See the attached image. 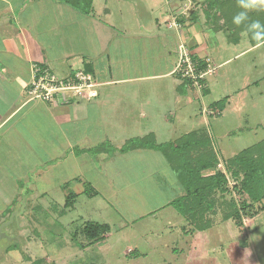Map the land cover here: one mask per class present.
Here are the masks:
<instances>
[{"label": "rangeland", "instance_id": "1", "mask_svg": "<svg viewBox=\"0 0 264 264\" xmlns=\"http://www.w3.org/2000/svg\"><path fill=\"white\" fill-rule=\"evenodd\" d=\"M201 1L93 0V16L101 19L98 23L103 28V33L95 31V45L102 48L97 62L100 68L106 66L100 77L106 75L112 82L98 83L95 98L73 99L79 105L77 119L65 111V120L71 123L57 126L49 113L40 111L28 121L35 126L22 127L26 143L21 151L0 154V173L11 182L19 180L21 189L14 204H7L13 192L11 185L3 187L6 184L0 178V212L11 207L10 215L19 213L11 220L7 215L0 217V226L7 222L6 236L0 238V264H30L40 258L53 264H264V210L244 218L242 237L233 221L223 220L222 207L217 205L209 213L211 226L200 232L166 205L182 191L161 152L137 149L108 158L103 153H80L81 148L102 141L120 147L127 139L150 132L157 143L198 132L211 139L223 161L264 138V76L257 78L264 74V46L262 56L259 52L240 56L248 46L246 33L241 32L239 43L232 44L229 30L215 31L213 20L206 19ZM58 7L60 11L54 12ZM86 16L52 0H0V47L8 42L20 53L30 47L36 61L41 50L52 69L47 67L64 77L66 71L85 65L81 53L67 59L56 56L62 50L79 52L90 47L91 33L85 29L91 21ZM181 27L189 47L190 38L207 41L205 53L216 67L206 75L201 89L188 86L179 99L175 87L183 79L177 74L118 80L173 68ZM6 54L0 52V68ZM225 58L231 59L220 64ZM17 61L18 72L24 71L27 64ZM36 61L30 67L29 83ZM25 96L29 98L27 91ZM223 98L221 113L211 110L209 106ZM27 102L53 106L37 99ZM19 130L11 134L16 136ZM36 170L39 176L33 174ZM83 182L97 193H84ZM26 187L33 191L24 192ZM70 192L76 197L64 213ZM85 221L107 224L109 231L102 240L81 247L86 243L80 234ZM234 244L247 250L246 256L240 254L242 259Z\"/></svg>", "mask_w": 264, "mask_h": 264}, {"label": "trees", "instance_id": "2", "mask_svg": "<svg viewBox=\"0 0 264 264\" xmlns=\"http://www.w3.org/2000/svg\"><path fill=\"white\" fill-rule=\"evenodd\" d=\"M52 1L65 3L83 14L92 13L93 0ZM199 6L206 19L213 20L214 26L216 25L215 31L222 27L224 30H229L231 43H238L240 33L245 32L250 43L257 44L244 26L236 27L232 24L233 15L240 11L237 0H202ZM249 15L252 19H259L264 23V10L252 11ZM188 16V18L191 17V15ZM36 65L47 67L38 62ZM77 70L93 75L88 65ZM74 71H71L69 75H73ZM190 84L189 80L183 79L176 89L182 93L188 86L190 87ZM225 102L226 99L223 98L213 102L209 107L211 110H217L219 114L224 109ZM137 149L156 150L162 153L182 191L166 205L174 207L197 231H204L211 226L209 213L219 205L222 207L223 220L233 221L240 231L239 236L243 237L245 236L244 218L255 217L264 210V138L223 161L218 158L217 151L212 148L211 139L198 132H191L164 143H157L154 134L150 132L142 137L127 139L120 147L114 146L109 141H102L92 147L81 148L80 153H103L108 158L116 153L122 154ZM230 181H233L232 185L229 184ZM83 188L87 195L97 193L89 182H83ZM227 196H229L228 199ZM75 197L76 194L72 192L66 195L64 213L66 209L72 207ZM108 231L107 224L85 221L80 234L86 243L79 245L84 247L94 244L102 240ZM76 234L77 232L72 236L73 239ZM234 249L238 251V258L242 259L241 253L246 256L247 250L245 252L240 245L234 244ZM30 264L53 263H47L40 258L33 260Z\"/></svg>", "mask_w": 264, "mask_h": 264}, {"label": "crops", "instance_id": "3", "mask_svg": "<svg viewBox=\"0 0 264 264\" xmlns=\"http://www.w3.org/2000/svg\"><path fill=\"white\" fill-rule=\"evenodd\" d=\"M52 11H54V10H52ZM59 11H60V8L58 7L57 10L54 12L57 13ZM62 13H63V11H62ZM90 16H92L93 18H91ZM86 17L89 18L87 20L91 21L90 22L91 25L87 24V27L85 29V31H89L91 33V36H90L91 42L89 41L91 43L90 47L88 45V41L86 40V38L84 36L85 40L87 41V43L86 42L85 43H86V45H88V46H86V49L84 51L80 50L79 52H75L72 50H70V51L62 50V51L58 52L56 58H66L67 59V58L71 57L72 55H80L79 53H81L82 57L80 58V60H82L85 65L89 66L93 76H94V74L97 75L96 76L97 81L96 80L95 81L99 84L102 83V84L106 85L108 83H111L112 81L110 78H107L106 75L104 78L100 77V75H104L103 71L105 70L106 66L104 63L103 64L105 66L104 69L99 67L97 60L99 59V57L102 53L101 52L102 48L100 46L97 47V45H95V41H96L95 40V33H96L95 31H98L100 29V30H102V32L98 31L99 34L103 33V28L100 27V26H102V24L98 23V20H101V19L98 18V20H97L96 16H93V13L90 14L89 16L87 15ZM82 22H81V24H78V25L85 24V20ZM178 32H179V35H180L182 40H183V38L185 39V36H188L187 33H184V30L182 29V27L178 30ZM189 36H191V35H189ZM240 36H241V34H240ZM182 40L179 39L178 43ZM190 40H191V43L189 44L190 49L195 55H197L198 57H205L206 56V58L208 57V59H210L208 54L205 53L206 47H207V45H206L207 41L206 40L201 41L200 38H199V40H193L190 38ZM239 41H240V39H239ZM9 45H10V43L5 42L3 47H0V52H5V53L7 52L8 53V54H6L5 57H2L3 63H2V67L0 68V154L6 153V155H7V153L8 154L11 153V155H13V154L19 153L21 151L20 149L22 148V146H21L22 143H26V141L24 142L22 140V139H24V136L22 135V131L25 132L22 127H24V125H26V124H31L32 122L29 123L28 121L36 119L39 116L40 111L45 112L46 116H47V113H49L48 117L49 118L52 117V120L53 121L55 120L54 122L56 124H58L57 126H59L62 124L64 125L65 123H67V124L71 123V121H72V120H68V121L65 120V111L66 110L71 111L70 112L71 113V119H75V120L77 119V111H78L79 105H78V103L75 104L73 102H71L69 104L53 105V106H49L46 104H31V105H29V103L27 102V100H29V99L25 96V91L27 89L29 79H30V75H31V68L30 67H31L32 61H36V60H34L36 57L34 59L32 58L30 47H28L25 50H22V53H20L16 48H14V47L10 48ZM172 45H173L172 47L174 49L175 45L174 44H172ZM262 46H264V45H262ZM262 46H257V44L252 45L250 43V41L248 40V46L239 52L241 54L240 56H242L243 53L247 54V53H251V52H255V56L259 52V55L262 56L263 54L260 52V48H262ZM162 47H164V49L167 50L166 45H164ZM88 48H90L89 52H87ZM168 53H170L169 50H168ZM235 56L236 55H234V57ZM38 57L39 58L37 59L36 62L48 66L46 64L47 61L45 60V57L41 53V50L39 52ZM16 58L20 61L21 65H22V61H24L27 64L25 66L24 71L18 72L20 65H19V62L17 61ZM230 59L231 58H225L224 60H222L220 62V64H225V63L229 62ZM157 60H158V58H157ZM210 60H211L210 64L215 68L213 71V73H214L216 70V67L213 64L212 59H210ZM85 65H84V67H85ZM254 66L257 67L256 65H254ZM49 68L52 69L51 67H49ZM171 70H172V68L168 69L163 74H157V75L154 73H152V74H142L141 72H140V74L134 73L131 76L122 77L118 80L121 82L143 81V80H146L147 78H150L153 76H162V75L168 76L169 74H171L170 73ZM71 71H74V70L72 69V70L66 71L65 76H67ZM263 76H264V74L262 73L257 78L263 77ZM114 81H117V79H115ZM253 81H250V82H253ZM180 83L181 82L178 81L175 89L177 88V86ZM205 89H206V92L209 91L207 89V87H205ZM176 91H177V89H176ZM185 92H187V91H184L182 93H179L177 91V93L179 94L178 98L182 99V95ZM51 112H53V114H51ZM81 112H83L82 109H81ZM50 115H51V117H50ZM39 118H40V121L43 120V117H39ZM9 126L12 127L13 128L12 130H15V131L20 129L19 130L20 132L18 133V135L14 136V134H11L12 130L10 129ZM32 126H35L34 123ZM27 130H28V128H27ZM27 134H28V132H27ZM35 139H37V137H35ZM0 157H1V155H0ZM10 158H12V157H10ZM0 171L3 172L1 169H0ZM39 172L40 171L36 170L33 174L36 173L37 176H39L40 175ZM0 178H2V181H4L6 184V186L3 185V187L9 188V186L11 185L10 191L13 192V195H12V198H9V200H7L8 202H6V203L9 205H13L14 202L16 201V199H18V195H19L18 192L21 190L19 188V185L17 186V182L19 183L20 181L13 179L11 182L9 179H7L8 177H5L1 173H0ZM12 186H14V189ZM28 190L31 191V188L26 187V189H24L23 191L27 193ZM1 191H3V189ZM1 194H2V192H1ZM30 194H29V196H30ZM10 209H11V207L5 208L4 210H2L0 212V217L6 216V215H7V217L8 216L10 217V213H11ZM12 209H13V211L15 210L14 208H12ZM2 231H3V229H2ZM3 232H4V234H6L5 231H3Z\"/></svg>", "mask_w": 264, "mask_h": 264}, {"label": "built area", "instance_id": "4", "mask_svg": "<svg viewBox=\"0 0 264 264\" xmlns=\"http://www.w3.org/2000/svg\"><path fill=\"white\" fill-rule=\"evenodd\" d=\"M193 54L184 41L179 42L178 60L170 73L189 80L190 86L201 89L206 75L212 73L215 68L208 58L194 57ZM97 85L93 75L82 70L74 71L73 75L59 77L47 67L34 65L32 79L26 91L29 100L37 99L51 105H63L71 103L75 98H95Z\"/></svg>", "mask_w": 264, "mask_h": 264}, {"label": "clouds", "instance_id": "5", "mask_svg": "<svg viewBox=\"0 0 264 264\" xmlns=\"http://www.w3.org/2000/svg\"><path fill=\"white\" fill-rule=\"evenodd\" d=\"M237 7L240 11L233 15L232 24L236 27L244 26L257 46L264 45V23L249 15L252 11L264 10V0H237Z\"/></svg>", "mask_w": 264, "mask_h": 264}, {"label": "water", "instance_id": "6", "mask_svg": "<svg viewBox=\"0 0 264 264\" xmlns=\"http://www.w3.org/2000/svg\"><path fill=\"white\" fill-rule=\"evenodd\" d=\"M15 215L18 216L19 213H18V212H14V213H12V214L10 215V217H9L10 220L13 219V217H14ZM8 220H9V219H8ZM6 223H7V222H6ZM6 223H5V224H6ZM5 224L2 225V226H0V238H2V237L5 236L4 232L2 231L3 227L5 226Z\"/></svg>", "mask_w": 264, "mask_h": 264}, {"label": "flooded vegetation", "instance_id": "7", "mask_svg": "<svg viewBox=\"0 0 264 264\" xmlns=\"http://www.w3.org/2000/svg\"><path fill=\"white\" fill-rule=\"evenodd\" d=\"M5 236H6V234H5Z\"/></svg>", "mask_w": 264, "mask_h": 264}]
</instances>
